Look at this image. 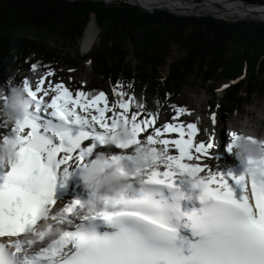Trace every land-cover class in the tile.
<instances>
[{"label":"snow or ice","instance_id":"obj_1","mask_svg":"<svg viewBox=\"0 0 264 264\" xmlns=\"http://www.w3.org/2000/svg\"><path fill=\"white\" fill-rule=\"evenodd\" d=\"M52 76L47 71L34 88L22 80L31 117L0 121V139L14 137L18 157L0 163V264H264V177L210 167L214 133L199 141L197 124L185 123V109L168 104L167 94L148 108L114 87L109 104L103 91L73 94L46 79ZM162 107L174 113L163 123ZM119 122L129 139L111 135ZM211 122L215 127V113ZM141 143L159 150L154 163L136 164L130 149ZM105 145L116 149L106 163L133 180L139 173L142 184L103 210L56 198V188ZM255 163L264 167V160Z\"/></svg>","mask_w":264,"mask_h":264},{"label":"trees","instance_id":"obj_2","mask_svg":"<svg viewBox=\"0 0 264 264\" xmlns=\"http://www.w3.org/2000/svg\"><path fill=\"white\" fill-rule=\"evenodd\" d=\"M92 13L98 32L91 48L80 55L78 46ZM172 46L181 54L172 56ZM85 60L100 77L90 92L98 93L106 84L114 88L123 78L124 91L148 108L163 104L167 94L168 104L185 109L175 100L185 88L223 81L221 99L210 88V107L219 104L225 118L252 96L264 98V21L181 16L123 1L0 0V84L29 80L54 68H77Z\"/></svg>","mask_w":264,"mask_h":264},{"label":"clouds","instance_id":"obj_3","mask_svg":"<svg viewBox=\"0 0 264 264\" xmlns=\"http://www.w3.org/2000/svg\"><path fill=\"white\" fill-rule=\"evenodd\" d=\"M32 115L33 101L27 95L22 81L11 84L5 81L4 85H0V121L11 125L17 119L22 120ZM231 132H234L235 136L229 137L228 144L231 145V155L241 164V174L257 180L264 177V167L255 163L264 160V135H256L254 131L244 127ZM111 135L116 140L124 141L129 139L130 131L123 122H119ZM13 140L14 137L11 136L7 142L0 139V163L5 166L10 160L15 163L18 159ZM106 143L112 144L114 140H108ZM130 151L137 165H142L145 160L154 163L153 158L160 154L159 150L153 151L146 143L134 145ZM108 156L109 153L97 151L88 162L89 166L81 168L78 172L81 184L89 190L88 197L83 200L85 210H95L97 206L103 210L106 205H114L119 202L121 194L128 187L142 184L139 173L135 174L133 180L129 175H121L115 165L107 164ZM58 231V228L52 229L50 234L54 235Z\"/></svg>","mask_w":264,"mask_h":264},{"label":"rangeland","instance_id":"obj_4","mask_svg":"<svg viewBox=\"0 0 264 264\" xmlns=\"http://www.w3.org/2000/svg\"><path fill=\"white\" fill-rule=\"evenodd\" d=\"M113 1V0H110ZM219 8L226 7L230 1L229 0H221L218 2ZM217 6V5H216ZM243 19H252V18H243ZM259 20V19H254ZM264 21V20H263ZM96 26V25H95ZM96 30L98 32V28L96 27ZM96 32V33H97ZM83 38V37H82ZM93 40V39H92ZM95 40V39H94ZM82 39L78 46V54H85L89 48H81ZM50 44L53 47H58V44L54 43L53 41L50 42ZM71 53V50H68ZM181 54L178 50L177 46L171 47V55L177 56ZM127 60L134 64L135 60L129 56ZM166 67L161 68V71L164 72ZM71 70V71H69ZM53 76L51 78L46 77V79H52L53 82H62L66 87L69 88V90L74 94L76 90H82V91H92V86H96L100 82V77L94 73V70L89 65V61L85 60L81 63V65L77 68L73 69H65L61 70L59 68H54L52 71ZM41 73H36L30 80L29 83L31 86H33L41 76ZM2 85V84H0ZM46 86V85H45ZM123 88L125 90L126 87V81L123 78H120L118 84L115 86L117 90L119 88ZM224 87L223 81L208 83V85L203 87L199 82H197L194 87H187L185 88L180 95H178L175 100L176 104L178 105H184L186 108H188L189 112L186 115H182L181 119L183 121H189L191 122V118L194 117L195 121L194 123L197 124V126H200V134L198 135L199 138H201V141L206 142L208 139V135L213 133L212 131H217V129L229 125L231 122L233 124H238L247 126L248 130H252L256 133V135H264V98L261 95H254L252 96L247 104H242L241 106L237 107V110H235L232 114L225 117L227 122L225 121V118L223 117V112L221 111L219 104L216 105L213 108H209L211 102L213 101V95L212 90L210 88H215L217 91V96L219 99L222 98L223 91L222 88ZM113 88L109 87V85H104L102 87V91L106 94V97L109 101V104L112 103L116 97L113 95ZM252 107L251 111L250 110ZM260 108H262L260 110ZM161 113L159 115L160 122H166L167 115L169 117L171 116V112L168 111V109L163 108L161 109ZM255 110V111H254ZM211 113H215V119H216V125L213 126L211 122ZM199 119V120H198ZM201 119V120H200ZM169 121V119H168ZM172 137H175L176 134H170ZM221 136V134H220ZM216 134L214 133L213 139H216ZM228 141L229 137L225 136L222 140V144L219 148L218 152H214L212 149H210L209 158L207 160V163L210 167L216 169L219 172H224V170L230 166H234V163L236 159L231 155V150L228 149ZM100 151L111 153L115 152L116 149L114 146L105 145L99 146Z\"/></svg>","mask_w":264,"mask_h":264},{"label":"bare ground","instance_id":"obj_5","mask_svg":"<svg viewBox=\"0 0 264 264\" xmlns=\"http://www.w3.org/2000/svg\"><path fill=\"white\" fill-rule=\"evenodd\" d=\"M107 1H110V0H107ZM126 1L140 4L144 6L145 8H149V7L157 6V5H164L174 10H180V11L188 12V13L211 12L214 15L221 16L223 18L241 17V18H252V19L264 20V8L256 7L254 8V10L244 9L240 4L233 3V2H230L226 7L219 8L218 2H220L221 0H126ZM94 35H96V26H95L93 18H91L89 22L87 23L86 28L83 32V38H82V43H81L83 48L88 47ZM252 109H254V107H252L250 110L248 109V111H251ZM261 109L262 108H260V110ZM194 119H195L194 117L191 118V120H194ZM96 150L100 151V147H98ZM235 168H236V165L225 170L223 174L227 175V173L231 172L234 175ZM77 173L78 172H72V174L67 178L64 186L60 187L61 192L59 194H60L61 200L63 199L64 192L70 189L71 185L75 182Z\"/></svg>","mask_w":264,"mask_h":264},{"label":"water","instance_id":"obj_6","mask_svg":"<svg viewBox=\"0 0 264 264\" xmlns=\"http://www.w3.org/2000/svg\"><path fill=\"white\" fill-rule=\"evenodd\" d=\"M99 1H102V2H104L106 4H108V5H111L115 1H123V2H126L128 4L137 5L141 9L146 10V11H152L154 9H163V10H167V11H170V12L176 14V15H181V16L182 15H193V16L211 15V16H214L216 18H220V19H224V20H228V21H236V20L243 19L241 17L223 18L221 16H216V15H214L211 12H193V13H188V12H183V11H180V10H174V9H172V8H170L168 6H164V5H157V6H152V7H149V8H145L144 6H142L140 4L132 3V2H129V1H126V0H113V1L99 0ZM229 1L233 2V3L240 4L244 9L254 10V8H256V7L264 8V4H249V3L244 2L243 0H229ZM90 18L94 19V14L93 13L90 15ZM259 20H262V19H259ZM96 32H97V30H96Z\"/></svg>","mask_w":264,"mask_h":264}]
</instances>
